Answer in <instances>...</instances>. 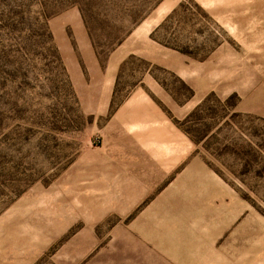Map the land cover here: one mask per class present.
Instances as JSON below:
<instances>
[{"label":"rangeland","instance_id":"rangeland-1","mask_svg":"<svg viewBox=\"0 0 264 264\" xmlns=\"http://www.w3.org/2000/svg\"><path fill=\"white\" fill-rule=\"evenodd\" d=\"M0 264H264V0H0Z\"/></svg>","mask_w":264,"mask_h":264},{"label":"crops","instance_id":"crops-1","mask_svg":"<svg viewBox=\"0 0 264 264\" xmlns=\"http://www.w3.org/2000/svg\"><path fill=\"white\" fill-rule=\"evenodd\" d=\"M124 54V53H123ZM126 54V57L128 56V55H130V54H134V53H125Z\"/></svg>","mask_w":264,"mask_h":264}]
</instances>
